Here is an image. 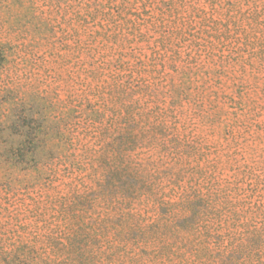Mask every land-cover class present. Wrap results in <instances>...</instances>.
<instances>
[{
    "label": "rangeland",
    "instance_id": "obj_1",
    "mask_svg": "<svg viewBox=\"0 0 264 264\" xmlns=\"http://www.w3.org/2000/svg\"><path fill=\"white\" fill-rule=\"evenodd\" d=\"M79 226L87 264H264V0H0V253L78 264Z\"/></svg>",
    "mask_w": 264,
    "mask_h": 264
},
{
    "label": "trees",
    "instance_id": "obj_2",
    "mask_svg": "<svg viewBox=\"0 0 264 264\" xmlns=\"http://www.w3.org/2000/svg\"><path fill=\"white\" fill-rule=\"evenodd\" d=\"M121 147V146H120ZM123 150V149H122ZM126 176V170H120L119 169H114L113 173L111 174V177L109 175V177L112 179L110 181L109 180L106 183H101L98 187H96V189H92L90 190V192L93 193V199L96 200L98 198L101 197H107V198H111L112 196L114 197H118V196H122L123 199L130 197L134 194H138L140 193V191L142 190L141 187L135 186V185H128L125 183H122L121 179ZM108 179V178H107ZM121 181V182H120ZM83 201L89 202L90 201V197L87 198V200L82 199V198H75L72 204V208L73 210H70V207L67 208L66 214L70 215L71 213L73 214L72 218L75 220L77 218H79L82 215H78L77 213H80L78 207H83L85 206L83 204ZM201 200H198L197 202L194 200H190L187 202V206L190 209V212L192 213V215L190 217H186L183 219L182 224H180L178 227L181 230H187L189 229L188 227L192 225V219H194V217L196 215L201 214ZM87 207V206H85ZM78 209V210H77ZM81 209V208H80ZM84 218V217H83ZM82 218V219H83ZM120 221L124 222L122 220V217L118 218ZM83 221H86L83 219ZM126 221V219H125ZM103 222H107L105 219L103 220ZM89 230L92 229V226L95 227V225L91 222L89 224ZM61 226V225H58ZM80 228H78L77 231H72L69 229L70 232V238H69V242L66 245L67 248H72L75 249L77 248V251L80 253V256H77L76 258H73V260L75 262H77L78 264H87V257L83 254L84 250H82V241L81 240H77L78 238H85L86 235H88L90 232L87 229H84V227L79 226ZM72 232V233H71ZM39 233H37L38 236ZM50 236V234L46 233V236ZM37 238V237H35ZM48 240H50V238H48ZM71 257V256H70ZM227 257L226 259L229 258V256H225ZM231 259V258H229ZM41 263H47V260H44L43 258H36L35 256H32L31 251H27L24 248H19V249H13V250H8L5 252H1L0 253V264H41Z\"/></svg>",
    "mask_w": 264,
    "mask_h": 264
}]
</instances>
